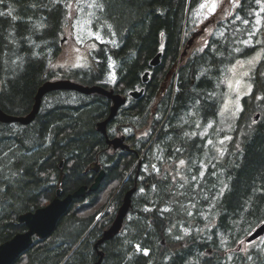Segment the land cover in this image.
<instances>
[{
  "label": "trees",
  "instance_id": "16d2710c",
  "mask_svg": "<svg viewBox=\"0 0 264 264\" xmlns=\"http://www.w3.org/2000/svg\"><path fill=\"white\" fill-rule=\"evenodd\" d=\"M259 1L241 0L235 16L219 22L224 32L213 33L200 51L188 48L179 64L185 34L190 36L202 0L102 1L95 26H103L109 42L94 49L92 68L68 74L76 82L102 84L122 95L143 87L144 94L120 107L107 127L110 138L125 135L129 150L109 147L97 130L112 105L101 94L56 91L61 99L32 123L0 122V244L26 231L19 215L47 205L57 188L64 197L93 183L94 162L106 172L96 192L74 199L56 230L44 239L34 237L12 264L97 262L95 244L135 181L138 190L122 230L99 246L101 264H264L263 243H247L246 250L240 245L264 223V57L250 74L252 90L243 98L233 129L218 131L216 126L231 65L259 48L243 43L252 32ZM66 2L0 3V80L6 76L3 52L16 47L8 45L12 36L28 53L23 62L18 61L23 54L16 56L8 70L17 67L13 78L0 81V107L7 113L28 114L36 89L52 76L46 58L32 54L45 42L58 41L66 25ZM42 22L46 31L39 28ZM31 26L36 44L29 45L24 35ZM159 51L161 63L150 65ZM146 71L150 75L144 83ZM212 121V133L205 134ZM218 137L223 140H212Z\"/></svg>",
  "mask_w": 264,
  "mask_h": 264
},
{
  "label": "rangeland",
  "instance_id": "374dc122",
  "mask_svg": "<svg viewBox=\"0 0 264 264\" xmlns=\"http://www.w3.org/2000/svg\"><path fill=\"white\" fill-rule=\"evenodd\" d=\"M102 1L103 0H68V2L65 3V8H67L66 25L63 28L58 41L45 42L46 44H44V47H37L39 48L36 50L37 53L32 54L34 57L36 56L46 58L47 65L51 69L50 74H52L49 79L54 80L69 78L70 74H68V71H70L69 73H71V71L79 69L87 70L92 68L96 63L92 56L94 49L99 47V42L107 43L109 42V40L106 39V36L103 33V26H100L98 28H96L95 26V22L97 23V20L100 16V12L98 13L99 7H89V5L93 3L99 5L102 4ZM240 1L241 0H202L199 7L197 8L196 22L192 25V30L190 31L192 35H187L188 32L185 34L178 64L182 61V58L185 57V48L188 45L189 41H191V45L189 48L190 52H197L207 46L210 36L213 33L224 32L225 28H220L219 22L227 21L230 17H232L235 14L236 8L239 6ZM67 5H71V7H67ZM201 5H203V7H201ZM213 6H215L214 13L210 12V9ZM262 9H264V0L259 1L258 9L254 11V22L251 32L252 36L248 44L252 46L258 45L259 48L253 54L247 56L246 58L237 59L231 65L228 71V75L225 80V88L222 94L223 100L219 110V122L218 124H216L215 121L210 122L212 126L216 124L218 131H230L233 129L235 122L240 112L242 111L243 98L252 90V79L250 74L257 67L259 61L264 57V10ZM257 20L260 21L259 24H257ZM234 22H231V24H233ZM41 25L43 26L41 27ZM45 27L46 23L42 22L39 28L40 30H42ZM35 29L36 28L31 26L30 32L28 31L24 35V39L27 43L31 41V43L36 44L35 39L37 32L35 33ZM96 33L99 34L101 39L96 38ZM7 39H10V37H7ZM12 39L14 40L15 37L12 36ZM13 40H8V45L16 47L12 49L6 48V50L3 52V68L5 71L4 75L6 76H4L2 80H0L2 82H5L6 77H8L7 81H9L10 78H13L17 67H13L9 74L8 70L10 69V66H13V63L17 62L16 56L18 54H23L22 56H20V59L18 61L23 62L27 59L28 53L25 48L23 49L24 45L21 42H14ZM257 41H260V43L258 44ZM31 43L29 45H31ZM42 49H44L43 53L40 52V50ZM9 58L13 59L9 60ZM237 61H241L242 64H237ZM249 61L252 62L249 63ZM113 66L114 65H112V67ZM245 72H247L248 75H243V73ZM114 74L115 69L113 67V75L110 77V79H114ZM71 78L73 80L76 79L75 77H70L69 79ZM237 80L240 81L239 85H237L236 83ZM170 81L171 80L168 81V84H166V86L169 85ZM230 84L231 87L229 86ZM249 86H251L250 91ZM175 87L176 84H174V88ZM61 96L62 98L65 97V99H68L72 95L62 94ZM58 99H61L59 95L51 98L48 103L45 104V106H49L47 110L53 107L57 103ZM208 125L204 132L205 134L209 132L212 133V126L208 127ZM23 136H26V132L23 133ZM221 138L222 137H218L216 138V140H212L218 142L223 140ZM223 152L221 153V155L223 154ZM136 182L137 181H135V183ZM183 232L186 233V229H184ZM258 240L260 242L259 244L263 243L264 245V235ZM240 245H242L243 250H246L248 247L245 239L240 242Z\"/></svg>",
  "mask_w": 264,
  "mask_h": 264
},
{
  "label": "water",
  "instance_id": "95a60500",
  "mask_svg": "<svg viewBox=\"0 0 264 264\" xmlns=\"http://www.w3.org/2000/svg\"><path fill=\"white\" fill-rule=\"evenodd\" d=\"M191 43V42H190ZM148 74L144 75V81H148ZM56 90H70L75 91L85 95L91 94H101L108 97L112 100L111 112L108 118L104 122L98 123V130L103 134L107 135L106 123L109 122L114 116L117 115L121 106H123L127 98L116 94L113 89H107L104 86L98 84H82L79 82L72 81L70 79H59L54 81H47L42 85L35 98L36 103L33 106L32 110L26 115H11L5 112L0 107V121L2 122H20L24 124H30L36 118L40 110V104L42 98L48 91ZM144 89L141 90H132L130 92L131 96L134 98H139L143 95ZM259 118V114L256 116V119ZM107 143L113 145L115 148H128L124 144V136L108 138ZM104 171L100 172L97 176V182L95 184V189L100 186L102 179L104 178ZM136 188L130 190L125 200L117 212V215L111 224L110 228L104 233L103 237L95 244V248L99 250V246L103 244L106 240L112 239L117 235L124 224L125 217L128 214V211L132 204V195L135 192ZM84 188L75 190L72 194H69L66 197H62L58 191L52 201L43 207L37 208L35 211L26 212L20 215V222L26 224L27 229L24 232L16 234L11 239L0 244V264H12L23 252H25L33 243L34 236H38L41 239L49 237L57 228L58 221L66 213L69 205L73 198L85 197ZM264 235V223L259 225L247 238V242H252ZM101 258L95 264H101L103 253L99 250Z\"/></svg>",
  "mask_w": 264,
  "mask_h": 264
},
{
  "label": "bare ground",
  "instance_id": "6f19581e",
  "mask_svg": "<svg viewBox=\"0 0 264 264\" xmlns=\"http://www.w3.org/2000/svg\"><path fill=\"white\" fill-rule=\"evenodd\" d=\"M60 5V4H59ZM57 7V6H56ZM25 21V20H24ZM50 22V21H49ZM50 25H51V22L49 23ZM27 25V24H26ZM49 25V26H50ZM30 28V27H29ZM46 28H48V27H46ZM21 30V29H20ZM27 30V29H26ZM30 30H31V28H30ZM30 30H29V32H30ZM43 30H45V29H43ZM46 31V30H45ZM45 33H47V32H45ZM48 33H49V31H48ZM50 34V33H49ZM44 36H46V35H44ZM1 39V38H0ZM31 43V41H29L28 42V44H30ZM0 45H2V44H0ZM3 47V46H2ZM161 57H162V52H159L158 54H156L152 59H151V61H150V65H152V66H156V65H158V63L160 62V60H161ZM34 60V59H33ZM6 67V66H5ZM3 70H4V68H3ZM5 70H6V68H5ZM4 72V71H3ZM43 73V72H42ZM41 74V73H40ZM39 74V75H40ZM145 74H148L147 76H148V79H149V71H146L144 74H143V76H142V79H143V82L145 83V81H144V75ZM3 75V74H2ZM41 77V76H40ZM79 78V77H78ZM7 79H8V77H6L5 78V82H7ZM81 79V78H80ZM84 79V78H83ZM85 80V79H84ZM47 81H50V80H47ZM47 81H43L44 83L42 84L41 83V85H39L38 86V88L36 89L37 91H36V94H37V92H38V90H39V88L42 86V85H44ZM86 81V80H85ZM90 83V82H89ZM91 85V84H90ZM101 86H102V84H101ZM5 87V86H4ZM3 87V88H4ZM105 87V86H104ZM105 88H107V87H105ZM107 89H113V88H107ZM141 89H143V87L142 88H140V89H136V90H141ZM114 90V92L116 93V94H120V93H117L116 91H115V89H113ZM5 91V90H4ZM12 93V92H11ZM51 93V91H48L45 95H44V97L42 98V101H41V104H40V110H39V112L41 111V110H44V111H47V109H48V107L49 106H45V104H47L48 103V101H47V99H46V95L47 94H50ZM34 94V93H33ZM36 94H35V96H36ZM144 94V93H143ZM3 95V94H2ZM120 95H122V94H120ZM128 95L131 97V94H130V92L128 93ZM128 95L126 94V95H122V96H124V97H126L127 99H128ZM9 98H11V97H8V99ZM108 98V97H107ZM8 99H7V101H8ZM12 99V98H11ZM109 99V98H108ZM111 102H112V100L111 99H109ZM53 101V100H52ZM13 102H14V100H13ZM12 102V103H13ZM86 102V101H85ZM10 103V102H9ZM35 103H36V98H34V104H33V106L35 105ZM50 103H52V102H50ZM56 103V102H55ZM59 103V102H58ZM128 103H127V101H126V103L123 105V106H125V105H127ZM14 105V104H13ZM24 105V104H23ZM53 105V104H52ZM33 106H32V108H33ZM32 108H31V110H32ZM14 109V108H13ZM30 110V111H31ZM110 110H111V108H110ZM212 110V109H211ZM38 112V113H39ZM111 112V111H110ZM110 114V113H109ZM211 114V113H210ZM109 116V115H108ZM108 118V117H107ZM115 118V116L110 120V121H112L113 119ZM35 121V120H34ZM105 120H103V121H100V122H104ZM109 121V122H110ZM158 121V120H157ZM0 122H2V121H0ZM109 122H107L106 123V128L108 127V124H109ZM4 123H6V122H4ZM9 123H18V124H20V125H25L24 123H20V122H7V124H9ZM99 123V122H98ZM97 130H98V124H97ZM162 130V129H161ZM99 131V130H98ZM100 132V131H99ZM106 139H107V137L108 138H110L109 137V135L107 134V135H105V134H103L102 132H100ZM107 133H108V131H107ZM185 133V132H184ZM56 135V134H55ZM120 136H124V139H125V142H124V144L125 145H127L128 146V144L126 143V137H125V135H120ZM120 136H117V137H120ZM112 139V138H111ZM108 144V143H107ZM24 145V144H23ZM109 145V144H108ZM113 147V149L114 150H118V149H122V150H129V146H128V148H121V147H118V148H115L113 145H109V147ZM25 147V146H24ZM7 149V148H6ZM95 150V149H94ZM3 151H4V149H3ZM146 151V150H145ZM2 152V151H1ZM2 154H3V152H2ZM8 154V153H7ZM10 154V153H9ZM18 158V157H17ZM60 169V168H59ZM58 169V170H59ZM90 169H94L95 171H98V174L100 173V172H102V171H104V173H105V175H106V172H105V170H104V168H102V165L98 162V161H96V162H94L92 165H91V167H90ZM140 169V165H139V167H138V170ZM57 169H55V171H56ZM88 172V171H87ZM91 172V171H90ZM56 173V172H55ZM59 173V171L57 172V174ZM56 174V175H57ZM95 174V173H94ZM98 174L96 175V177H95V180H94V182L93 183H91L90 185H87V184H84V185H82V186H80V187H78L76 190H78V189H80V188H84V191H85V197L87 196V195H89V193H94V192H96L98 189H99V187L100 186H98L96 189H95V184H96V182H97V176H98ZM55 175V176H56ZM60 175V174H59ZM92 175V174H91ZM90 175V176H91ZM105 175H104V178H105ZM138 175H139V172H137V178H138ZM57 177V176H56ZM59 177V176H58ZM92 177V176H91ZM103 178V179H104ZM57 179V178H56ZM59 179V178H58ZM103 179H102V181H103ZM61 181V180H60ZM102 181H101V183H102ZM52 182V181H51ZM55 184H56V182H54ZM101 183H100V185H101ZM137 183L138 182H136L135 183V185L131 188V189H129V190H127L126 191V193L124 194V198H122L123 199V202H124V200H125V197H126V195H127V193L130 191V190H132L133 188H136V190H135V192L138 190V185H137ZM61 184V183H60ZM122 185V184H121ZM60 192V194H61V189L60 188H57V191H56V194H57V192ZM75 191V190H74ZM134 192V193H135ZM73 192H71V193H68V194H66L64 197H66V196H68L69 194H72ZM106 193H108V192H106ZM134 193H133V195H134ZM113 194V193H112ZM107 195V194H106ZM133 195H132V197H133ZM85 197H81V198H85ZM115 197V196H114ZM74 199H80V198H73L72 199V201H71V203L73 202V200ZM104 199V198H103ZM108 199V198H107ZM123 202H122V204H123ZM113 203V202H112ZM133 203V202H132ZM48 205V204H47ZM71 205V204H70ZM70 205H69V207H68V209H67V211L66 212H68V210H69V208H70ZM112 205V204H111ZM133 204H131V206H132ZM44 206H46V205H44ZM122 206V205H121ZM121 206L119 207V209L121 208ZM108 208V207H107ZM119 209H117L118 211H119ZM130 209H131V207H130ZM130 209H129V211H130ZM117 211V212H118ZM129 211H128V213H129ZM101 214V213H100ZM80 216V215H79ZM19 217H20V215H19ZM100 220V219H99ZM20 221V220H19ZM98 223V222H97ZM91 228V227H90ZM110 228V227H109ZM109 228H107L106 230H104V232H103V235H104V233L109 229ZM58 233V232H57ZM18 234V233H17ZM103 235H102V237H103ZM14 237V236H13ZM101 237V238H102ZM84 237H82L79 241H78V243L76 244V245H78L79 243H81V241H82V239H83ZM100 238V239H101ZM99 239V240H100ZM98 240V241H99ZM97 241V242H98ZM106 241H109V240H106ZM105 241V242H106ZM5 242V241H4ZM2 244V243H1ZM100 250V249H99ZM99 250H98V254H99V259L101 258V255H100V253H99ZM100 251H102V250H100ZM102 253H103V251H102ZM145 254V253H144ZM103 256H104V253H103ZM98 259V260H99ZM97 260V261H98ZM102 260H103V258H102ZM96 263V262H95ZM94 263V264H95Z\"/></svg>",
  "mask_w": 264,
  "mask_h": 264
},
{
  "label": "snow or ice",
  "instance_id": "6c2138e0",
  "mask_svg": "<svg viewBox=\"0 0 264 264\" xmlns=\"http://www.w3.org/2000/svg\"><path fill=\"white\" fill-rule=\"evenodd\" d=\"M3 2V0H0V3H2ZM67 7H71V5H67ZM89 7H99V8H103V5L102 4H99V5H97V4H95V3H93V4H91V5H89ZM201 7H203V5H201ZM262 10H264V9H262ZM210 12H215V6H213L211 9H210ZM4 13H0V15H3ZM8 15H10L11 14V12L9 11V13H7ZM237 19H239V17H237ZM244 23H248V21L247 20H245L244 21ZM260 23V21L259 20H257V24H259ZM43 25H41V27H42ZM109 27H111L110 25H109ZM96 35V38L97 39H101V37L99 36V34L98 33H96L95 34ZM251 36H252V34L250 33V35H249V39L248 40H245V41H243V43L245 44V45H248L249 44V41L251 40ZM80 42H83V41H80ZM257 43L259 44L260 43V41H257ZM78 51V50H77ZM237 51H240V49H237ZM252 61H249V63H251ZM237 64H242V62L241 61H237ZM233 67H235V66H233ZM243 75H248V73L247 72H245V73H243ZM236 83H237V85H239V83H240V81L239 80H237L236 81ZM230 87H231V84L229 85ZM251 90V86H249V91ZM237 99H238V97H237ZM199 126V125H198ZM212 125H211V123L208 125V127H211ZM195 133H193V135H194ZM202 135H203V133H202ZM226 139H230V137H226ZM208 143L209 144H211L212 143V141L211 140H209L208 141ZM185 162L183 161V160H181L180 161V164L181 165H183Z\"/></svg>",
  "mask_w": 264,
  "mask_h": 264
},
{
  "label": "flooded vegetation",
  "instance_id": "af4514ba",
  "mask_svg": "<svg viewBox=\"0 0 264 264\" xmlns=\"http://www.w3.org/2000/svg\"><path fill=\"white\" fill-rule=\"evenodd\" d=\"M160 40H162L163 42H164V39H163V37H161V39ZM164 48V43L162 44H160V48ZM159 52H162V51H159ZM158 52V53H159ZM157 53V54H158ZM186 54V53H185ZM161 59H162V57H161ZM161 63V60H160V62L158 63V65ZM157 66V65H156ZM49 80V79H48ZM54 96H57L56 94H54L53 93V91H51V93L50 94H47L46 95V99H47V101H49L51 98H53ZM61 98V97H60ZM130 99V96L128 95V99L127 100H129ZM127 103H129V102H127ZM91 171H94L96 174H98V171H95L94 169H91Z\"/></svg>",
  "mask_w": 264,
  "mask_h": 264
}]
</instances>
